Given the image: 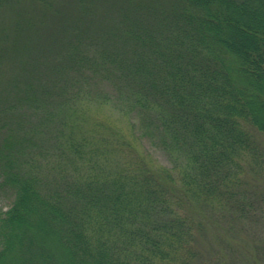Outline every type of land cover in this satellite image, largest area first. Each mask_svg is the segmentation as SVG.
Segmentation results:
<instances>
[{
	"label": "trees",
	"instance_id": "1",
	"mask_svg": "<svg viewBox=\"0 0 264 264\" xmlns=\"http://www.w3.org/2000/svg\"><path fill=\"white\" fill-rule=\"evenodd\" d=\"M261 133L264 0H0V264H194Z\"/></svg>",
	"mask_w": 264,
	"mask_h": 264
},
{
	"label": "rangeland",
	"instance_id": "2",
	"mask_svg": "<svg viewBox=\"0 0 264 264\" xmlns=\"http://www.w3.org/2000/svg\"><path fill=\"white\" fill-rule=\"evenodd\" d=\"M259 136L264 145L263 134ZM247 174L249 187L257 191L260 202L244 218L226 216L228 220L212 221L205 217L206 231L197 240L194 264H264V167L259 173L251 170Z\"/></svg>",
	"mask_w": 264,
	"mask_h": 264
}]
</instances>
